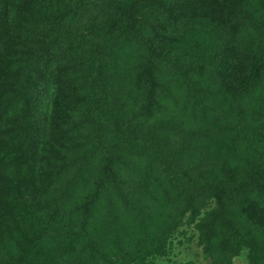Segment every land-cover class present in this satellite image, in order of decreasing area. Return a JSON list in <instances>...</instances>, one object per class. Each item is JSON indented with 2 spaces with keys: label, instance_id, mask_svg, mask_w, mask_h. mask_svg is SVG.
I'll use <instances>...</instances> for the list:
<instances>
[{
  "label": "trees",
  "instance_id": "obj_1",
  "mask_svg": "<svg viewBox=\"0 0 264 264\" xmlns=\"http://www.w3.org/2000/svg\"><path fill=\"white\" fill-rule=\"evenodd\" d=\"M188 231L264 264V0H0V264H155Z\"/></svg>",
  "mask_w": 264,
  "mask_h": 264
},
{
  "label": "rangeland",
  "instance_id": "obj_2",
  "mask_svg": "<svg viewBox=\"0 0 264 264\" xmlns=\"http://www.w3.org/2000/svg\"><path fill=\"white\" fill-rule=\"evenodd\" d=\"M191 232H186L185 235H180L177 240L174 241V247L171 255L167 258H159L155 261V264H174L176 261H194V264H207L201 254L200 248L196 244V238L190 237ZM180 241V242H179ZM234 264H246L245 256L242 253L240 256L234 259Z\"/></svg>",
  "mask_w": 264,
  "mask_h": 264
}]
</instances>
